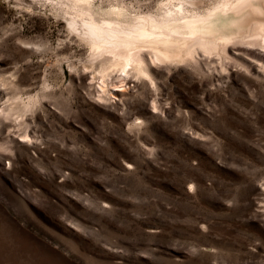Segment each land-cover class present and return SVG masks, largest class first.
Masks as SVG:
<instances>
[{
	"label": "rangeland",
	"instance_id": "obj_1",
	"mask_svg": "<svg viewBox=\"0 0 264 264\" xmlns=\"http://www.w3.org/2000/svg\"><path fill=\"white\" fill-rule=\"evenodd\" d=\"M191 1L215 2L67 8L181 36L162 14ZM62 16L55 0H0V264H264L257 32L217 14L205 45L168 42L162 62L149 48L111 94L121 62L92 60Z\"/></svg>",
	"mask_w": 264,
	"mask_h": 264
},
{
	"label": "bare ground",
	"instance_id": "obj_2",
	"mask_svg": "<svg viewBox=\"0 0 264 264\" xmlns=\"http://www.w3.org/2000/svg\"><path fill=\"white\" fill-rule=\"evenodd\" d=\"M55 4L63 11L62 18L69 32L75 37L90 42L93 46L92 60L101 62L110 59L121 62V67L117 72V81L110 83L111 94L126 90L125 85L131 76V71L137 61L146 54L145 52L150 50L149 48L152 51L155 49L156 54L150 57L151 60L156 59L155 61L162 62L165 55V44L168 42H178L181 54L187 53L195 44L205 45L207 41L197 31V28L202 24L207 25L209 23L207 20L217 14L236 15L238 19L235 25L248 28L245 33L249 35L252 30L256 31V38L264 43V0H215L204 9H201L204 3L200 1L188 2L191 9L185 7L184 3L169 7L163 12L162 17L165 21L177 22L176 29L182 30L181 36L172 32L159 31L151 25L150 20L145 18L131 28L125 29L111 21L98 23L91 15L85 14V11L78 7H75L76 9L67 8V6H73V4H68V0H55ZM76 12H79L82 17L78 16L79 14L75 15ZM253 25L255 27L252 29ZM219 40L214 39L211 43L224 46L226 42L222 38ZM100 87L102 88L101 85ZM113 97L117 98L116 95Z\"/></svg>",
	"mask_w": 264,
	"mask_h": 264
}]
</instances>
